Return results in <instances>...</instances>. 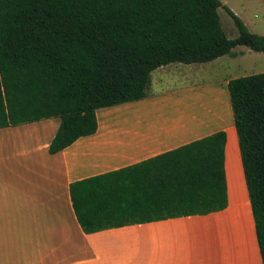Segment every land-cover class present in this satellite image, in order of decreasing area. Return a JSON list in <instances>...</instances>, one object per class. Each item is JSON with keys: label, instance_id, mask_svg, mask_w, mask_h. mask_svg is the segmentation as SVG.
Returning a JSON list of instances; mask_svg holds the SVG:
<instances>
[{"label": "trees", "instance_id": "16d2710c", "mask_svg": "<svg viewBox=\"0 0 264 264\" xmlns=\"http://www.w3.org/2000/svg\"><path fill=\"white\" fill-rule=\"evenodd\" d=\"M219 8L236 38L224 34ZM237 46L264 55V36L220 0H0V128L59 118L55 154L95 133L98 109L145 98L154 70ZM227 91L264 264V73L231 79ZM225 139L219 131L71 183L82 231L224 210Z\"/></svg>", "mask_w": 264, "mask_h": 264}, {"label": "crops", "instance_id": "0c3cea01", "mask_svg": "<svg viewBox=\"0 0 264 264\" xmlns=\"http://www.w3.org/2000/svg\"><path fill=\"white\" fill-rule=\"evenodd\" d=\"M183 70L172 64L154 70L145 98L98 109L95 133L55 154L49 146L59 118L0 128V264H262L226 91L229 80L197 87L161 84L164 76ZM219 131L226 137L224 210L82 231L71 183Z\"/></svg>", "mask_w": 264, "mask_h": 264}, {"label": "rangeland", "instance_id": "374dc122", "mask_svg": "<svg viewBox=\"0 0 264 264\" xmlns=\"http://www.w3.org/2000/svg\"><path fill=\"white\" fill-rule=\"evenodd\" d=\"M222 4L230 8L244 22L248 30L257 35L264 36V0H220ZM218 15L224 34L228 39L237 37V29L232 19L218 9ZM231 58L226 56L215 62L205 64H172V67H182L185 73L176 72L164 76L161 84L168 87L177 82L178 84L190 83L194 86L217 84L248 76L252 74L264 73V55L253 52L245 46H237L233 49ZM221 87H224L221 86ZM226 90V86L224 87ZM227 91V90H226Z\"/></svg>", "mask_w": 264, "mask_h": 264}]
</instances>
